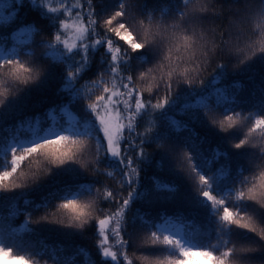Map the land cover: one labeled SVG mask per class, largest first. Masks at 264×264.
<instances>
[{"label":"trees","instance_id":"16d2710c","mask_svg":"<svg viewBox=\"0 0 264 264\" xmlns=\"http://www.w3.org/2000/svg\"><path fill=\"white\" fill-rule=\"evenodd\" d=\"M62 2L71 6L78 0ZM207 2L215 3L210 12L219 13L203 18L208 36L211 39L214 35L219 44L220 34L225 33L229 48L209 54L201 64L196 84L174 86L161 109H146L138 115L137 128L142 130L151 125L152 130L143 137L145 151L141 155H136L134 146L128 149L133 154L138 175L124 213V235L129 240L127 251L133 258L137 251L150 256L178 255V250L172 246H138L145 233L170 225L178 226L196 247L222 251L225 241L237 248L252 246L255 251L239 255L240 264H264V241L235 225L225 228L218 219V209L200 195L196 175L188 172L187 165L180 159L182 152H188L193 167L208 179L209 190L214 195L224 199L227 206L250 214L264 226V208L233 198L235 186L264 162V153L248 145L235 148L234 143L244 135V127L221 131L210 122L208 115L239 111L248 114L246 124L256 116H264V55L238 68V59L229 55V51L235 53L238 49H244L247 56L256 55L264 44L260 35L264 32V20L252 19L249 27L256 36L247 39L246 35L236 34L243 28L238 23L231 30L228 28L234 9H243L246 0ZM122 3L125 16L119 19L130 23L149 14L158 19L170 17L180 0H92L94 15L98 20L103 19ZM49 6L57 7L58 0H49ZM59 15L49 12L40 0H0V60L20 59L41 71L36 81L23 86L0 104V171L11 167V143L17 145L19 152L46 140L42 137L47 130L98 138V128L85 103L81 85L101 71H107L109 53L103 41L95 47L89 45L86 51L77 48L71 52L59 43H50L48 38L55 34ZM96 29L104 34L99 23ZM229 31L233 35H228ZM112 38L125 47L123 42ZM84 56L88 57L87 63ZM157 58L156 50L145 48L131 53L126 63L135 72ZM219 64L225 65L217 68ZM77 67L81 71L73 80L68 72ZM100 164L122 176L123 166L118 158L105 154ZM22 170L27 173L29 166ZM16 182L22 185L0 189V244L14 249L11 256L0 253V258L24 255L33 264H117L101 256L94 221L83 228L66 226L60 224L67 223L64 214L53 210L62 200L91 194L94 186L105 182L103 175H90L76 163L67 162L52 167L48 174L34 180L19 178ZM127 189L125 185L123 190ZM109 206V202L101 203V207ZM47 212L52 213L49 219L57 223L41 219Z\"/></svg>","mask_w":264,"mask_h":264},{"label":"snow or ice","instance_id":"6c2138e0","mask_svg":"<svg viewBox=\"0 0 264 264\" xmlns=\"http://www.w3.org/2000/svg\"><path fill=\"white\" fill-rule=\"evenodd\" d=\"M40 2L49 12L60 13L56 20L58 25L55 34L48 38L50 43H59L71 52L77 48L86 51L89 45L95 47L103 41L109 53L107 71H101L91 81L81 85L87 108L95 118L98 138L60 134L19 152L13 148L11 167L0 171V189L20 187L22 184L16 182L19 178L25 181L34 180L48 174L52 167L73 162L90 175H103L105 182L94 186L91 194L85 197L58 202L53 210L64 214L67 223L60 224L66 226L83 228L94 221L98 233L97 248L103 258H109L117 264H136L137 261L138 264H240L239 255L255 251L254 247L237 248L235 244L227 241L222 251H215L213 247H186L179 239L168 234H158L156 231L145 233L138 246H172L178 250V255L150 256L137 251L133 258L127 251L129 240L125 238L123 226L125 208L129 204L138 175L133 154L128 149L134 146L136 155H141L145 151L142 147L143 137L152 130L151 125L142 130L137 128L138 115L146 109H161L174 86L180 83L196 84L201 64L209 58V54L229 48L224 39L225 33L220 34L217 44L214 35L209 38L208 30L203 24L204 17L219 15L216 11L210 12L215 8V3L209 4L207 0H180L170 17L160 16L158 19L157 16L149 14L147 18L137 17L126 23L119 19L125 16L123 3L111 15L98 20L94 15L92 0H83V3L78 0L77 4L71 6L58 0L57 7H50L49 0ZM234 11L233 20L228 25L229 30L238 23L243 28L237 35H246L247 39L256 36V32L249 25L254 17L264 20V0H246L243 9L237 7ZM65 15L68 18H61ZM98 23L104 30L103 35L97 32ZM227 34L233 35L231 31ZM260 35L264 40V32ZM95 36L99 38H93ZM112 37H115V41L123 42L125 47L115 43ZM145 48L156 50L158 58L133 72L126 62L131 53ZM165 49L168 50L167 58L161 59ZM248 49H251V45ZM229 55L238 59V68L254 57L264 55V44L254 56H247L244 49H238L235 53L229 51ZM241 56L244 58L240 59ZM83 60L87 63L88 57L84 56ZM157 60H160L159 64L156 63ZM224 65L219 64L217 68ZM80 71V67L70 70L68 77L74 80ZM40 74L39 67L20 59L0 60V97L4 98L0 100V104L10 95H15L23 86L36 81ZM208 115L210 122L221 131H228L236 126L244 127V135L234 143L235 148L248 145L264 153V116H256L246 124L248 114L244 115L239 111ZM124 140L129 143H123ZM105 154L119 159L123 166L122 176H117L109 168L101 166L100 161ZM180 159L187 165V171L196 175L200 195L207 198L214 209H218V219L225 228L235 225L255 233L264 241V226L259 225L250 214L227 206L224 199L214 195L209 190L208 179L193 167L188 152H182ZM22 166H29V171H23ZM125 185H128L126 192L123 190ZM233 198L251 201L264 208V162L235 186ZM102 202H109L110 206L101 207ZM51 215V212H47L41 219L57 223L49 219ZM13 250L0 244V253L5 256H11ZM13 258L20 264H33L24 255Z\"/></svg>","mask_w":264,"mask_h":264},{"label":"rangeland","instance_id":"374dc122","mask_svg":"<svg viewBox=\"0 0 264 264\" xmlns=\"http://www.w3.org/2000/svg\"><path fill=\"white\" fill-rule=\"evenodd\" d=\"M94 120H95V118H94ZM57 135H60V133L57 130H54V129L47 130L44 133L42 139L43 138L44 139L52 138V137L57 136ZM29 143H31V142H29ZM31 144H33V143H31ZM13 148L17 149V145L15 143H11V149H13ZM156 232L158 234H161V235L162 234H168L170 236L175 237L176 239H179L183 246L196 248L192 239L189 236H187L186 234L184 235L182 230L178 226L171 227L170 225H166L164 227L159 228V230H156ZM0 264H20V262L15 260V259H10V258H5V259L0 258Z\"/></svg>","mask_w":264,"mask_h":264},{"label":"clouds","instance_id":"9594fccd","mask_svg":"<svg viewBox=\"0 0 264 264\" xmlns=\"http://www.w3.org/2000/svg\"><path fill=\"white\" fill-rule=\"evenodd\" d=\"M167 55H168V50L165 49L164 52L161 54V59H166ZM156 63L159 64L160 60H157Z\"/></svg>","mask_w":264,"mask_h":264}]
</instances>
